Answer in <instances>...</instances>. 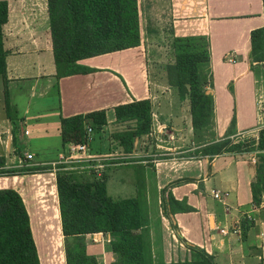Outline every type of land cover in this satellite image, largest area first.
<instances>
[{
    "label": "crops",
    "instance_id": "obj_1",
    "mask_svg": "<svg viewBox=\"0 0 264 264\" xmlns=\"http://www.w3.org/2000/svg\"><path fill=\"white\" fill-rule=\"evenodd\" d=\"M44 1L49 29L44 41L34 39V44L16 47L11 44L10 17L4 25L5 48L10 52L6 75L0 74V170L12 175L0 177V188L12 187L22 195L19 188L34 175V205L42 207L37 182L47 175L36 173L30 165L52 162L64 152L62 117L105 110L106 126L111 127L116 124V106L149 99L151 129L135 141L133 149L140 152L137 147L143 143L141 162L120 167L142 176L137 185L143 187L150 207L155 255L166 261L183 260L190 243L204 248L217 264H264V193L256 203L252 193L257 171L253 151L193 155L196 149L225 137L237 140L243 132L255 136L259 125L257 98L258 94L264 96V60L255 56L251 33L264 27V1L139 0L140 45L82 59L79 62L94 71L59 79ZM186 36H204L209 42L214 117L202 141L192 124L189 97H181L167 76V65L174 61L172 39ZM165 45L172 53L170 61L162 64L160 49ZM154 137L164 140L151 142ZM96 138L92 146L107 147V142ZM110 145L111 150H122L114 139ZM155 146L161 157H155ZM28 153L32 159L25 158ZM176 153L183 159L180 164H175ZM114 165L107 164L114 168L121 164ZM17 169L29 174L17 173ZM137 185L123 198L136 196ZM50 191L56 193V197L49 195L56 201L53 211L44 204L42 214H52L57 222L41 225V231L59 235L48 243L45 253L38 250L39 256L42 264H67L58 189ZM214 192L219 193L218 198ZM169 193L191 209L177 211L171 219L164 216L163 200ZM85 242L88 253L95 255L99 264L117 261L108 233H87Z\"/></svg>",
    "mask_w": 264,
    "mask_h": 264
},
{
    "label": "trees",
    "instance_id": "obj_2",
    "mask_svg": "<svg viewBox=\"0 0 264 264\" xmlns=\"http://www.w3.org/2000/svg\"><path fill=\"white\" fill-rule=\"evenodd\" d=\"M47 5L57 79L94 71L80 63L82 59L141 43L139 0H47ZM8 20L9 2L0 0V74L4 77L10 52L5 48L4 32ZM251 43L256 58L264 60V27L252 31ZM172 48L174 61L167 65L168 81L178 88L181 97H189L192 124L199 134L212 127L214 117L213 92L209 88V42L204 36L173 37ZM151 109L149 99L115 107L116 124L129 122L125 129L112 132L122 151L132 152L135 141L150 131ZM106 123L105 110L62 117V141L64 144L84 142L87 125L98 132ZM257 149L264 150V129L257 144L254 139L234 144L226 137L210 142L199 152L213 157L223 152L244 153ZM67 166L61 165L57 172L67 264H99L96 256L88 253L85 242V235L94 232L109 234L117 256L115 264H217L204 248L190 243L188 256L183 260L166 261L161 255H155L149 227L150 207L143 187L137 185L134 197L114 199L108 194L105 174L98 177L92 169H80V164H71L76 168L70 170L64 168ZM252 193L254 201L259 203L264 193L262 152L258 154ZM190 209L185 201L176 200L171 193L163 200L162 213L167 218L171 219L177 211ZM0 264H42L26 202L12 187L0 188Z\"/></svg>",
    "mask_w": 264,
    "mask_h": 264
},
{
    "label": "rangeland",
    "instance_id": "obj_3",
    "mask_svg": "<svg viewBox=\"0 0 264 264\" xmlns=\"http://www.w3.org/2000/svg\"><path fill=\"white\" fill-rule=\"evenodd\" d=\"M8 1L10 3V16H9L11 19L10 23H13L12 28L9 30V32H13L10 35V39H12L11 44L13 45L17 44L16 47H18L23 43L24 44H27V43L34 44V39L35 40L38 39L39 41H44L45 37L47 36L48 30H49L48 21H46L45 14H44V7H45L44 2L45 1L44 0H8ZM152 48L154 47L151 46L150 50H152ZM169 49L170 48L167 45H165L163 48L160 49L162 50L161 51L162 52V58H161L162 64L167 63L171 59L172 52L170 53L171 49L170 50ZM128 124L129 122H125L122 124H113L110 127V130L111 132H114L120 129L122 130V129H125ZM207 132H210V130L200 131V133L198 134V136H200V141H202L203 139H206L202 135H205ZM94 135L96 134L94 133ZM160 138L164 140V138L159 137V139ZM96 139L99 140V137L97 136ZM159 139L154 137V140H151V142L153 141L158 142ZM231 140L233 141L234 144L236 143V139H231ZM162 143L164 145L166 144L164 142ZM93 147H94V151H98V150L106 151L108 149V148H97L94 144H93ZM137 148L140 150V152L138 153L143 154V143L139 144ZM199 149H196V152L193 155L195 156L200 155V152L197 151ZM158 150H159L158 147L155 146L154 151L156 152V154H158L157 152ZM192 151H195V149H193ZM180 154L182 155L183 153L180 152ZM175 155L177 157V160H175V156H174V160L178 161L175 164H180V161H183V159L180 160V158H178V156L180 157V155H177V153ZM155 157H161V156H159L158 154ZM165 157H171V155H165ZM188 165L189 164H187L186 167ZM114 166H118V164ZM120 166L126 167V165H122V164L115 168L106 166L105 168L99 169V171L97 172L98 174H96V176L98 177H101L102 175L105 174L108 194L114 199H120L125 196H128L127 194H129V192H132L133 187H135L134 185H137V182L142 180V176H139L141 174H138L136 170L134 171L131 170L130 172H127L125 171L124 168ZM67 168L70 170L71 168H76V167L67 166ZM21 169H24V168H21ZM80 169H83V168H80ZM0 171H1L0 177H7V176L12 175V173L6 172L3 169ZM17 171L18 173L29 174L28 172L20 171L19 169H17ZM45 173H46L45 175H47L48 177V174H47L48 171ZM24 174H20V175H24ZM26 180H28V184L25 185L23 188H19V190H22V196L26 200L25 202H26V205H27L30 217H31V226H32L34 238L37 243L38 250L42 251V253H45L47 251L46 246L48 245V243H52L55 240H57V237L59 234L54 233V231H47V230H44L43 232L41 231V225H46V224L55 225L57 222L54 219L55 217L52 216V214L49 217H46L44 214H42V212H44L43 205L45 204V207L51 208L50 210L53 211L52 204L55 200H53L51 196H49L50 195L49 192L45 190H39V195H38L39 203L38 204L40 205L42 204V207L41 206L38 207L39 205L37 204L34 205V175L28 177ZM26 180L24 182H26ZM131 182H133L134 184H131ZM47 189H49V186L47 187ZM43 192L45 193L42 194ZM57 199L59 202V194L57 196Z\"/></svg>",
    "mask_w": 264,
    "mask_h": 264
},
{
    "label": "built area",
    "instance_id": "obj_4",
    "mask_svg": "<svg viewBox=\"0 0 264 264\" xmlns=\"http://www.w3.org/2000/svg\"><path fill=\"white\" fill-rule=\"evenodd\" d=\"M257 109H258V127L255 129V136H251L250 134H247V132L240 133L239 136L241 138L237 139L236 142L245 141V140H255V143L257 144V141L259 140V133L262 129H264V118L262 116L264 112V96L262 94H258L257 98ZM86 132L87 137L84 142H69L64 144L65 150L64 152L59 156L57 160H54L52 162H44V163H34L31 164L30 167L35 168L36 173L40 174H46L45 172L48 171V177L45 176L43 180L40 182H37V185L39 186V190H48L50 195L51 194V188L57 187V172L61 168V165H68L71 166V164H80L81 168H89L95 171L96 173L99 171V169L105 168L107 164H128L133 162H138L139 157H141V154H139L137 151L133 152H124L122 150H111L110 143L113 142L112 132L110 130V127H107L106 124L102 126V128L95 132L93 128L90 125L86 126ZM94 133L96 135H94ZM99 137L100 140H103L104 142H107L108 148L106 151H94V147L92 146V143L95 139V137ZM262 152L264 154V150H254L253 151V162H257L258 154ZM247 153V152H244ZM26 159H32L33 155L28 153L25 154ZM146 162V161H145ZM67 168V167H64ZM18 173V172H17ZM16 173V174H17ZM98 174V173H97ZM100 175V174H99ZM49 184V185H48ZM49 186V189L46 187ZM43 192L42 194H44ZM54 195V194H53ZM52 195V196H53ZM56 195V193H55ZM54 195V196H55ZM214 196L216 198L219 197V193L214 192ZM223 233H226L225 230H221Z\"/></svg>",
    "mask_w": 264,
    "mask_h": 264
},
{
    "label": "bare ground",
    "instance_id": "obj_5",
    "mask_svg": "<svg viewBox=\"0 0 264 264\" xmlns=\"http://www.w3.org/2000/svg\"><path fill=\"white\" fill-rule=\"evenodd\" d=\"M51 194L53 195L54 193L53 192H51ZM57 219V218H56Z\"/></svg>",
    "mask_w": 264,
    "mask_h": 264
}]
</instances>
